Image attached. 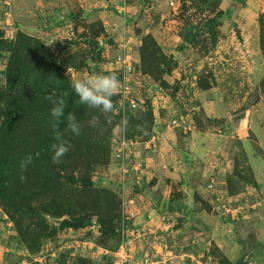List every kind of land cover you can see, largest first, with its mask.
<instances>
[{
	"label": "trees",
	"instance_id": "trees-1",
	"mask_svg": "<svg viewBox=\"0 0 264 264\" xmlns=\"http://www.w3.org/2000/svg\"><path fill=\"white\" fill-rule=\"evenodd\" d=\"M224 14V10H218L205 23L213 43L218 40L217 27ZM259 24L264 56L263 15ZM191 30L182 36L185 44L196 41ZM101 32L103 29L94 38L84 35V42L95 45L97 52L92 57L74 59L72 64L71 57L60 60L43 40L26 33L19 32L15 41L6 42L10 53L6 69L9 89L0 92V205L31 253L39 251L44 241L56 238L59 230L93 224L94 216L103 233H110L117 243L109 247L101 242L102 247L116 251L122 241L120 226L115 225L122 219L121 200L114 191L98 188L92 178L97 166L111 160L113 129L121 120L116 112L119 95L106 89L103 97L96 98L67 73L70 67L91 68L88 59L95 62L100 58L101 47L95 37ZM139 54L138 69L144 74L158 78L171 72L170 63L162 68L168 56L152 34L143 36ZM105 73L104 79L120 78L115 71ZM262 87L264 90V78ZM132 111L127 114V136L139 133L148 139L153 111ZM248 170L252 173L251 168ZM242 172L235 169L229 175L230 194L244 189L237 179L244 177ZM247 181L256 184L253 174ZM214 254L220 264H247L243 258L231 261L217 248ZM106 259L107 264H114L113 257ZM78 264L93 261L81 256Z\"/></svg>",
	"mask_w": 264,
	"mask_h": 264
},
{
	"label": "rangeland",
	"instance_id": "rangeland-1",
	"mask_svg": "<svg viewBox=\"0 0 264 264\" xmlns=\"http://www.w3.org/2000/svg\"><path fill=\"white\" fill-rule=\"evenodd\" d=\"M218 1L219 0H179L177 5H171L168 11L169 20L167 18L163 21L160 19L157 23L158 26H156V23H147L148 17L145 16H139L133 22H130L132 31L135 33H140V31H143L142 28L144 27H152V29L155 28L154 31H159L161 33V37L165 34L164 29L168 27L167 22H170L169 27H171L173 32L181 35V37L183 35L186 36L192 27L198 26L197 29L191 30V33L196 35V41L190 46H187L184 40L182 43H179L173 39H165L166 44L164 43L165 41H161L162 50L168 56V60L162 68L166 69L170 63L172 66L171 72L163 73L161 77L158 78L146 74V84L153 83L141 89L140 98L144 100L142 103L146 110L153 111L154 122L149 125L152 129L148 139H145L146 137L144 134L139 133L131 137L132 139L143 137V140H150L153 134L160 132V137H157L155 141L157 145L156 148H159L165 133L159 128V116H166L167 119L169 118L166 126L167 128L174 129L168 125L171 118H179L180 116L186 117L189 115L187 117L189 125L186 120L185 124L190 127V130L184 132L180 127L176 128L182 140L186 139L183 138L181 135L182 133L184 136L190 135V132L197 131V129L210 131L211 133L221 130L224 134H232V132L235 133L234 126H232L233 124L229 119L231 118L234 120L240 115L241 117H239L240 119L237 118L238 120L242 122V119H245V126L241 130L245 133L248 132L249 136L254 140L252 146L254 145L256 147L258 145L257 142L260 143L259 147L262 144L264 146V90L262 87V80L264 78V56L260 48L263 66L261 65L260 59L258 63L255 56H248V54H254V49H257L258 46L260 47V42L259 45H253L251 41L247 43L245 41V34H242V29L239 27L237 21L239 18H244L249 22L251 17H255L256 20H259L261 15L264 16V0L259 1L260 8H256L255 11L251 13L238 12L241 6L236 8L232 14H228L227 11H224L226 14H224L220 25L217 27L218 40L213 43L211 34L204 29L205 23L209 18L215 16L218 10H222V6L225 10L231 2V0ZM95 2V0H74L72 2L65 0H0V92L9 89L6 69L10 53L6 50V45L8 42L15 41L19 32L43 40L52 48L60 60L71 57V64L75 62L74 59L81 60L84 57H92L97 52L95 45H89L87 42H84L85 34L94 38L95 33L103 29V32L95 37L99 46H103L101 41H112V38H108L109 32L101 16H99L98 10H95L97 8L95 7ZM241 2L243 3L244 1L234 0V3L237 4ZM56 10H64L70 15L69 20L66 18V20L60 21L59 27H61V29L59 31H55V27L52 26V19L56 14ZM147 13L148 10L145 11L146 15ZM153 17L155 16L152 15V18ZM170 46H175L174 51L169 50ZM247 47L249 51H247ZM250 47L253 51L249 49ZM139 49L140 47L138 48L140 61ZM99 50L102 51L101 49ZM245 51H247L248 54ZM100 58H97V60H101ZM90 69L91 68L88 66H84L81 69L70 67L67 69V73L70 74L74 80L83 84L90 95L96 98L103 97V92L109 89V87L104 84L106 80L104 79L105 72L112 71L98 70L96 67L93 71ZM88 72L94 74L96 78L98 77L101 79L102 83L98 81V78L97 80H92L91 74H86ZM158 86L164 90L163 98H159L156 94ZM148 88L152 91L149 92L150 90L148 91ZM155 95L160 103L158 101L154 104ZM202 98H219L218 103L221 105L224 113H226V117L223 116L220 117V119L207 117L204 114ZM132 112L138 113L139 110H134ZM156 119H158L157 123ZM144 121L148 123L149 119L144 118ZM226 123L228 125H226ZM116 126L113 129V137L116 136V132H118ZM179 129L183 132L180 133ZM155 131L157 132L155 133ZM261 139L263 141H260ZM232 140L233 141L225 138L223 140V145L225 144L224 148H227L226 146L231 144V156L235 154V163L232 173H234L235 169L239 171L243 170L242 174H245L244 177L240 178L237 176V179L241 181V185L247 190V187H250V183L247 184L249 177L252 178L253 174L255 179V173L249 163L247 152L251 146L243 143L242 140L238 139L237 135H235ZM142 146L147 147L146 145ZM153 149L154 148L150 149L151 152H153ZM218 152H210V155L213 157L212 160H226V153L220 152L218 154ZM258 158L264 160V151L258 155ZM262 163L264 164V161H262ZM250 168L252 173H249L248 169ZM117 169L118 167L114 159V150L112 147L110 162L105 165L97 166L92 172V178L98 188H107L117 194L121 200V215L123 216L126 206L121 192H119L116 187L115 180L118 172ZM232 173L228 174L227 179ZM211 174L214 173L212 172ZM215 187L214 183V187L209 188L214 189ZM247 196H252V200H250V198L248 199ZM223 197L220 196L218 201L222 199L229 202ZM254 198L255 195L247 194L244 195L242 202H252L255 201ZM218 201L216 200V202ZM203 203L207 206L205 201ZM247 208L248 207H246V210ZM208 209L211 210L212 207L210 206ZM96 219L97 216H94L93 224L85 228H79L80 230L75 229L76 232H69V230H67L69 228L59 230L56 238L44 241L39 251L31 253L23 245L14 228V223L0 205L1 256L3 254V259L6 257L7 262L5 260L4 262L7 264H78V258L83 256L82 254H84L83 257L89 258L84 251L86 249V242H94L100 246L102 244L101 242H103L109 247L117 244L115 243L116 240L112 239L113 237L111 238L110 233H103L100 225L96 224ZM50 222H53V220ZM115 225L116 227L120 226V223H116ZM118 230V235L121 240H127L130 232L123 231L121 227H119ZM141 232L142 231H138L136 234H141L142 236L143 234ZM60 235L61 237L59 238L58 236ZM67 240L73 241V250L66 248L59 249ZM69 244H71V242H69ZM12 248H14V250H12ZM214 251L216 252V248L209 251V255L206 253V256H209V258L211 256L216 258L220 264V259L216 257ZM106 257L107 256L99 255L98 257L91 258V260L93 264H107ZM212 257L210 258L211 262ZM207 261H209V259ZM112 262L114 263V260H112ZM194 262L196 263V261ZM1 264H4L3 260Z\"/></svg>",
	"mask_w": 264,
	"mask_h": 264
},
{
	"label": "crops",
	"instance_id": "crops-1",
	"mask_svg": "<svg viewBox=\"0 0 264 264\" xmlns=\"http://www.w3.org/2000/svg\"><path fill=\"white\" fill-rule=\"evenodd\" d=\"M65 1L72 2L74 0ZM95 1V7H97L95 10H98L97 12L109 32L108 38H112V41H101L103 45L100 48L102 50L101 60L93 62L90 58L88 59L91 71L95 67L98 70L112 71L107 63L121 52L119 44L122 41L130 40L131 57L136 66L139 64L138 48L142 44L144 35L151 33L160 45L161 41H165V39L183 42L181 35L173 32L169 27L170 22H167L168 27L164 29L165 34L162 37L159 31H154L155 28L144 27L143 31L135 33L130 25V22L139 16H145L148 17L147 23H156L158 26L157 23L160 19L163 21L169 18L168 11L171 5H177L179 0ZM243 1V3H235L237 5L234 7V0L233 2L231 0L225 10L222 6V10L232 14L240 6L238 11L240 13H251L256 8H260L259 1L261 0ZM231 6H233V10L229 12L228 9ZM147 10L146 15L145 11ZM61 14L66 15L63 20L60 18ZM152 15L155 17L152 18ZM69 16L64 10H56L52 19L55 31L61 29L60 21H64L66 18L69 20ZM237 21L242 29V34H245V41L259 45V20L251 17L249 22L244 18H239ZM164 43L166 44V41ZM186 45L190 46V44ZM174 47L170 46L169 50L174 51ZM249 49L252 50L251 47ZM247 51H249L248 47ZM247 51L245 52L248 54ZM260 51L258 46L257 49H254V54H248V56L253 55L257 62L259 59L261 61L262 53ZM261 65L263 66L262 61ZM91 77L92 80L98 78L94 74H91ZM119 79H106L104 84L112 92L118 94L121 89ZM98 81L102 83L99 78ZM202 99L204 114L207 117L218 119L226 117V113L218 103L219 98ZM153 102L157 103L156 100ZM154 112L156 113L155 110ZM239 117L241 116L239 115L234 120L229 119L236 134L233 132L224 134L221 130L211 133L197 129V131L190 132V135L184 136L183 131L179 129L183 138H186L182 140L176 128H167L166 124L169 118L159 116V128L165 132L162 144L157 152H151L145 146L138 148L137 156L146 161V168L140 182H137V176L133 172L131 173L125 193L126 208L124 211L125 215L129 217V226L132 227V230L129 231L127 244L129 258L125 264H219L216 258L211 256V262V257L206 256L214 248H217L233 262L243 258L247 264H264V164L262 163L264 160L258 158V155L264 151V146L262 144L259 147L260 143L258 142L256 147L252 146L254 140L248 132L245 133L241 130L245 126V119H242L241 122L238 120ZM157 121L158 119H156V123ZM226 125L228 124L226 123ZM235 135L243 143L251 146L247 152L249 163L255 173L256 184H250L247 190L244 189L237 194H230L227 176L234 169L235 154L231 156V144L224 148L223 140L228 138L233 141ZM211 151H219L218 154L226 153V160H212ZM212 172L214 174H211ZM211 183H215L214 189L209 188ZM247 194L255 195V201L242 202L244 195ZM220 196H224L225 200L233 203L235 209L232 214L227 216L223 214L222 203L227 201L222 199L218 201ZM247 197L250 200L253 198L252 196ZM204 201L207 206L204 205ZM209 205L212 207L211 210L208 209ZM246 207H248L247 210ZM67 230L76 232L73 228ZM138 231H142L143 235L136 234ZM58 237L60 238L61 235ZM72 245H74L73 241L67 240L59 249L73 250ZM85 248L84 251L89 258L102 255L111 256L113 260L118 250L110 251L94 242H86ZM82 255L84 256V254ZM208 259L209 261H207ZM2 260L4 264H7L6 257L3 259V254L1 256L0 253L1 263Z\"/></svg>",
	"mask_w": 264,
	"mask_h": 264
},
{
	"label": "built area",
	"instance_id": "built-area-1",
	"mask_svg": "<svg viewBox=\"0 0 264 264\" xmlns=\"http://www.w3.org/2000/svg\"><path fill=\"white\" fill-rule=\"evenodd\" d=\"M119 45L121 52L107 64L112 71H115L120 75L119 80L121 82V89L118 93L119 105L116 109V112L121 114V120L116 126L118 132L115 131L116 136L113 137L112 147L114 150V159L118 167L115 180L116 187L118 188V191L121 192L125 204V193L131 173L133 172L137 176V182H140L146 168V161L137 156L138 148L142 145H146L148 149L154 148L152 151L157 152L158 148H156L157 145L155 144V141L157 137H160V132L153 134L150 140H143V137L132 139L127 136V114L131 110H146L142 103L144 100L140 98V89L146 88L148 84L153 82L146 84L147 75L137 68L132 59L130 40L122 41ZM148 91L151 92L152 90L148 88ZM156 94L159 98H163V88L158 86ZM155 100L157 102L159 101L156 95ZM188 116L171 118L168 125L174 129L180 127L184 132H188L190 130V127L188 126ZM185 120L188 122V125L185 124ZM156 132L157 131H155V133ZM209 187H214V183H211ZM234 209L233 203H222V211L224 215L227 216L228 214H232ZM120 227L126 232H129L131 229L129 226V217L125 214H123L120 221ZM128 241V239L123 240L117 252L115 251L114 264H125L128 261Z\"/></svg>",
	"mask_w": 264,
	"mask_h": 264
},
{
	"label": "water",
	"instance_id": "water-1",
	"mask_svg": "<svg viewBox=\"0 0 264 264\" xmlns=\"http://www.w3.org/2000/svg\"><path fill=\"white\" fill-rule=\"evenodd\" d=\"M65 17H66L65 14H61V17L60 18L63 20ZM58 222H59V220H58Z\"/></svg>",
	"mask_w": 264,
	"mask_h": 264
}]
</instances>
